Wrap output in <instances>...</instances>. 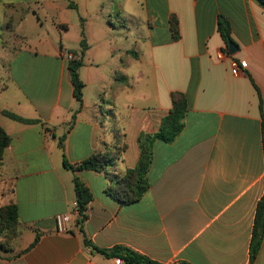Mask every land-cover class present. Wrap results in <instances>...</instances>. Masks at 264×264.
Here are the masks:
<instances>
[{
	"label": "crops",
	"instance_id": "obj_1",
	"mask_svg": "<svg viewBox=\"0 0 264 264\" xmlns=\"http://www.w3.org/2000/svg\"><path fill=\"white\" fill-rule=\"evenodd\" d=\"M140 3L138 39L129 31L118 45H106L102 33L84 28L83 37L79 24L44 53L55 65L51 92L32 82V61L23 59L32 52L1 42L0 126L11 144L0 165V207L15 203L19 223L8 250L0 249V264H125L93 252L85 236L101 249L123 245L162 264H250L264 196V7L257 0ZM220 16L231 24L234 54L219 32ZM83 39L80 109L61 52L79 58ZM174 91L188 97L185 128L172 143L154 142L149 189L122 204L110 188L136 167L139 136L160 129ZM97 153L112 159L103 172L65 166ZM75 176L93 193L81 226ZM62 213L73 214L68 233L57 231ZM253 264H264V238Z\"/></svg>",
	"mask_w": 264,
	"mask_h": 264
},
{
	"label": "trees",
	"instance_id": "obj_2",
	"mask_svg": "<svg viewBox=\"0 0 264 264\" xmlns=\"http://www.w3.org/2000/svg\"><path fill=\"white\" fill-rule=\"evenodd\" d=\"M264 7V0H257ZM219 32L228 46V43L232 41L231 38V24L229 20L223 16L219 18ZM67 29V25H64ZM171 28L173 31L174 39L178 38V21L176 17L171 21ZM84 37V31L82 32ZM82 51L79 58L69 62L68 70L70 78L74 87V97L80 103V109L83 106V90L85 87L84 82L79 75V69L83 66V56L87 49L85 40L81 41ZM172 109L169 114L163 118L160 129L154 134L142 133L139 136L140 145V158L135 168L128 169L123 175L115 178L114 184L110 188L111 195L116 198L122 204H131L138 202L150 187V181L148 177L149 170L154 160V142L156 140H162L167 143L174 142L181 132L185 128V117L189 108L188 97L181 91H174L171 93ZM260 108L263 113L262 101ZM3 113L9 118L22 122V123H35L37 120L25 119L9 111H3ZM263 116V130H264V115ZM76 115H73L69 130L72 128ZM66 134H64L59 141V146L63 150L64 158V142ZM11 144V137L0 126V165L3 162L5 150ZM111 160L108 159L106 154L97 153L92 157L85 159L76 166L70 165L65 160V166L74 172L80 170H92L96 172H103L107 166L111 164ZM74 187L76 193V210L80 213V219L78 224L81 226L87 219V209L89 203L93 199V193L90 188L78 177H74ZM19 223L18 206L15 203H11L6 206L0 207V234L5 232V236L0 240V249L8 250L11 242L17 235ZM264 238V196L259 202L257 207L255 225L253 230V238L251 243V259L250 264H253L259 249L261 247ZM35 240L33 245L37 242ZM85 245L93 252L100 253L107 258H117L122 260L125 264H162L155 261L148 256L141 254L134 249L118 245L110 249H101L95 246L86 236ZM186 264V263H182Z\"/></svg>",
	"mask_w": 264,
	"mask_h": 264
},
{
	"label": "rangeland",
	"instance_id": "obj_3",
	"mask_svg": "<svg viewBox=\"0 0 264 264\" xmlns=\"http://www.w3.org/2000/svg\"><path fill=\"white\" fill-rule=\"evenodd\" d=\"M140 2L0 0V44L3 42L32 52V55L24 53L23 56L25 62L32 61L29 62L32 82L42 90L45 86L51 92L55 83V65L47 61L44 53L59 47L63 36L66 39L68 35H74L79 24L89 34L95 33L98 36L102 33L100 40L106 45H118L119 41L129 36V31L134 32L131 38L144 35V28L138 20L142 10ZM60 24H67L68 30ZM108 26L111 27V33Z\"/></svg>",
	"mask_w": 264,
	"mask_h": 264
},
{
	"label": "built area",
	"instance_id": "obj_4",
	"mask_svg": "<svg viewBox=\"0 0 264 264\" xmlns=\"http://www.w3.org/2000/svg\"><path fill=\"white\" fill-rule=\"evenodd\" d=\"M61 56L64 59H66L68 62H71V61L77 59L73 52L67 51V50H63L61 52ZM75 214H76L77 219L79 221V219L81 217L80 213L76 210ZM56 223H57V231L59 233H68L73 228V224H74L73 214H69V213L58 214L56 216Z\"/></svg>",
	"mask_w": 264,
	"mask_h": 264
},
{
	"label": "water",
	"instance_id": "obj_5",
	"mask_svg": "<svg viewBox=\"0 0 264 264\" xmlns=\"http://www.w3.org/2000/svg\"><path fill=\"white\" fill-rule=\"evenodd\" d=\"M228 46H229L231 54H234L237 51V49H238L233 41H230Z\"/></svg>",
	"mask_w": 264,
	"mask_h": 264
}]
</instances>
